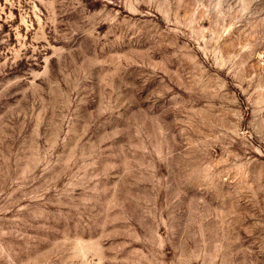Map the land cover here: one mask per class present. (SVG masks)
<instances>
[{"label":"rangeland","instance_id":"1","mask_svg":"<svg viewBox=\"0 0 264 264\" xmlns=\"http://www.w3.org/2000/svg\"><path fill=\"white\" fill-rule=\"evenodd\" d=\"M0 264H264V0H0Z\"/></svg>","mask_w":264,"mask_h":264}]
</instances>
